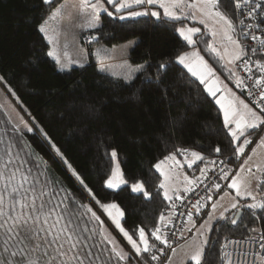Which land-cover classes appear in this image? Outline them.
<instances>
[{
  "label": "trees",
  "instance_id": "1",
  "mask_svg": "<svg viewBox=\"0 0 264 264\" xmlns=\"http://www.w3.org/2000/svg\"><path fill=\"white\" fill-rule=\"evenodd\" d=\"M60 1L44 4L42 0H0V77L30 119L29 126L34 128L33 132L25 130L19 134L10 126L0 125V133L6 142H16L22 158L27 157L30 150L38 153L37 159L47 161L52 178L58 179L80 203L94 208L101 221L104 219L100 211H103L99 205L92 206V201L119 205L124 212V229L139 243L138 229L144 228L150 243L156 245L153 253L159 257L158 250L164 245L151 236V231L159 223L160 214L167 215L176 199H164L163 189L159 188L162 177L154 166L166 156L184 153L183 150L201 153L204 159L196 167H211L208 161L218 159L238 167L243 157L234 155L237 143L230 140L223 126L222 110L214 98L176 61L177 56L193 47L179 37L174 27L198 24L184 19L174 26L172 22L158 25L148 17L120 21L103 12L99 26L88 30V34L96 37L95 43L100 48L135 40L129 55L122 58L121 65L118 62L109 65L95 58L94 50L88 63L61 71L48 55L49 44L38 30ZM219 7L232 19L238 33L235 0H220ZM201 27V34L194 37L201 42L195 48L216 75L248 101L244 90L236 87L230 71L222 67L224 62L205 50V42H211V36L206 27ZM83 34L88 35L87 32ZM258 59L264 61V54L251 55L249 60L256 77L262 75L254 64ZM165 60L170 62V67L156 82L157 65ZM238 63L233 69L237 75ZM140 65H144L143 69L138 67ZM37 124L61 148L94 193L95 200L74 182L69 171L52 160L36 135ZM260 134L264 132L251 130L249 137L256 141ZM217 147L221 148L220 153L214 151ZM112 149L117 151V160L127 182L117 189H110L105 183L112 175ZM138 182L143 184L148 197L132 191L131 186ZM258 191L264 201V177ZM251 202L250 198L240 200L241 205ZM241 211L236 225L230 223L236 217L213 224L209 234L212 244L205 247L201 264H224L222 253L225 254L228 238L264 237V210H254L255 216L250 211ZM89 227L98 225L92 223ZM103 246L108 247L106 242ZM128 249L135 257L133 249L129 246ZM35 255L41 256V253L37 251ZM143 256L148 264H161L159 259L151 260L147 253ZM128 264H143V261L130 259Z\"/></svg>",
  "mask_w": 264,
  "mask_h": 264
},
{
  "label": "snow or ice",
  "instance_id": "2",
  "mask_svg": "<svg viewBox=\"0 0 264 264\" xmlns=\"http://www.w3.org/2000/svg\"><path fill=\"white\" fill-rule=\"evenodd\" d=\"M44 4H50L51 0H42ZM107 4L111 5L114 9L109 11L105 7V0H81V13L83 14L86 9H91V23L89 27H98L100 23V13L105 12L109 17H115L120 21H124L133 17H148L153 18L156 24L165 25L167 22H172L173 26L184 19L199 20L200 24L209 29L211 36L215 39L220 37V43L223 46V51L214 46L213 42H205V50L213 53L218 60L224 61V65L231 75L235 78L236 87L248 88L245 80L242 79L235 71L228 67L234 65L235 62L243 60V68L245 72L251 73L252 68L249 67V60L251 55L264 53V38L254 34L255 29L264 31V0H235V7L241 13L247 9L246 16L254 17V21L248 23L244 28L237 29L232 19L225 15L220 10V0H107ZM187 8L190 11L185 12ZM259 10V11H258ZM59 14V9H56L51 14L54 19ZM48 20L45 19L39 26L38 30L45 34L47 38L46 25ZM244 24V19L239 21ZM249 30H253L250 32ZM174 31L182 37L188 45L195 48L196 44L201 42L193 39L197 34H201V29L197 27H174ZM250 37L252 41H256L258 47H251L250 50L241 43V39ZM251 54V55H250ZM49 56L56 59L59 64L60 70L63 71L66 65L60 63L59 57L55 56L54 52H48ZM176 61L182 65L187 72L199 80L200 84L204 86L206 92L214 98L215 104L223 113V126L230 135L232 142H239L235 146L234 155L239 158L245 155V149L252 143L249 137L251 130H258L264 132V115L250 107L244 100L239 99L232 93L231 89L224 87L222 89L219 77L216 75L212 66L204 59L199 51L183 52L176 57ZM147 63V62H146ZM257 70L262 74L255 78L253 89L248 91V96H253L255 89H261L257 97V104L264 105V61L256 60L254 62ZM143 69L144 65L138 66ZM170 67L169 61H161L157 65V78L159 82L162 73H166ZM249 80L253 77L249 76ZM3 80V77H0ZM149 82H152L149 79ZM219 93V96H218ZM28 132H33L34 128L25 124ZM15 132H20L18 126H14ZM35 131L42 146H44L53 161L60 163L70 175L73 177L74 182L85 191L88 195L95 200V195L92 190L85 184L80 174L73 168L72 164L68 162L67 157L62 152L61 148L52 140L43 127L38 124L35 125ZM258 146H264V136H261ZM30 148V145H28ZM16 142L9 140L4 143L0 149V264H128L130 259L139 258L143 264H148L144 260L143 254H149L151 260H158L159 257L153 253L156 248L155 244H151L145 234L144 228L138 229V239L133 238L121 226V219L124 217V212L116 203H101L95 200L100 209L112 220L116 228L120 231L122 236L130 244L134 250L135 257L130 253L125 252L122 248L117 246L114 238H110L103 228V221L100 216L93 211L92 207L87 204L80 203L69 191L60 185L58 179H53L49 174V166L47 161H43L38 153L30 150L27 157L22 158L20 152L16 151ZM22 150V149H21ZM187 153L189 150H183ZM215 152L220 153L221 148L214 149ZM256 149L253 148L252 152L255 153ZM191 156L196 160H202L204 157L201 153L191 151ZM110 157L115 160L117 151L112 149ZM248 159L244 164L240 165L241 171L244 170V165L248 163ZM168 160H175V154L166 156L164 160L158 162L154 167L160 171L164 176L159 184V188L163 189L164 199L173 201L175 196L176 200L182 202V197L179 190L172 183L170 174H166L162 170V166ZM194 162V161H193ZM176 163H179L176 161ZM210 165H215L214 160H209ZM191 167V162L188 164ZM259 168V165L256 166ZM251 172V168L248 169ZM205 169H201V177L205 176ZM200 178L196 180H189L185 177V182L188 185L195 184ZM218 179L230 181L227 184L229 189L236 190V196L247 195L252 197L253 203L241 205L239 201L231 204V208L236 210L233 215L236 216L241 213V210H247L256 215V209L264 210V201H257L256 197L247 190V185L239 177V173L229 175V172L224 168L220 169ZM110 189H117L127 182L122 178L118 164L112 170V175L105 182ZM221 190L219 183H211L205 188V191ZM186 192L192 191L191 187L184 189ZM132 191L136 193H143L145 197L149 193L144 191L142 183L132 185ZM172 193V194H170ZM63 194V195H61ZM207 199L211 200L212 197L208 196ZM235 199V198H234ZM200 200H197L192 208L197 212L199 211ZM216 203L212 204L215 210ZM177 204H171V210L167 215L161 213L159 216V223L151 231V236L159 241L162 245L168 246V235L172 231L174 225L173 218L176 217ZM227 211V210H225ZM184 215V213H181ZM187 220L183 227L176 226L177 229L183 234L187 228V224L192 222V211L186 213ZM219 221H227L224 213H220L217 217H212ZM178 219V217H176ZM96 223L98 227L90 228L89 224ZM231 225L238 223L237 219H231ZM194 226V225H193ZM204 227L203 225L201 226ZM201 243L191 252L187 257L195 264H201L204 248L210 246L212 242L205 237L203 231L200 232ZM264 240V237H261ZM40 243H37V241ZM93 241H96L95 243ZM112 245L109 249L105 245ZM43 245V247H42ZM260 248L264 249V243L260 244ZM96 249V251H93ZM39 251L43 257L36 256L35 253ZM161 254L164 248L158 250ZM175 253V249H172ZM222 255H226L222 253ZM171 259V257H169ZM230 264V261H228Z\"/></svg>",
  "mask_w": 264,
  "mask_h": 264
},
{
  "label": "rangeland",
  "instance_id": "3",
  "mask_svg": "<svg viewBox=\"0 0 264 264\" xmlns=\"http://www.w3.org/2000/svg\"><path fill=\"white\" fill-rule=\"evenodd\" d=\"M91 2L94 3L95 0H91ZM105 7H107L109 11L114 12V9L112 8V6L107 4V0H105ZM56 9H59V14L54 19L50 18L51 14ZM184 11L188 12L190 10L185 8ZM102 13L103 12H101L99 15L101 16ZM133 18H137V17H133ZM46 19L48 20V23L46 25L47 38L46 37L45 38L49 44V52L50 51L54 52L55 56L59 57L60 63L66 65L64 70H70L72 67L80 66V65H84L88 63L89 58L91 56L90 54L91 52L93 53L94 50H96V53L94 54L95 58H101L102 61H107V64L109 65L111 64L114 65L117 62L118 64L120 63L122 64V60L129 55V51L132 49V47L134 46V43L136 42L135 40H130L123 44L116 45L110 48H103V47L100 48L101 46H99L98 43H95L96 37H93L90 34H88L89 31L94 30L96 27L95 28L89 27V24L91 23V9H86L83 14L81 13V0H61L55 6V8L50 12V14L48 15ZM192 21L197 22L198 25L188 24L187 27H197L202 30L201 26H204V25L200 24L199 20H192ZM207 30L209 32L208 28ZM84 32H87L88 35L83 34ZM83 35L84 37H82ZM211 42L214 43V46L220 48L221 51H223V46L220 43L219 36H217L215 39L211 36ZM89 46H91L90 49H89ZM194 50L198 51L196 48H191L189 51H194ZM50 57L56 62L55 57L53 56H50ZM237 62H235V64ZM235 64L230 65L229 67L235 68ZM57 65L60 68L59 64ZM219 80L221 82L222 89L224 87L231 89L232 93H234L235 96L239 97V99L241 100H244L245 103H248L249 106L252 107L251 104L242 97V95L239 93L237 89L231 86H228L225 82H223L220 79V77H219ZM218 96H219V93H218ZM25 124L29 126L30 119L26 116L25 112L20 108V104L14 99L13 96L9 94V91L5 87L3 81L0 80V125L7 127V128L10 126L12 127L13 130H14V126H18L20 128V132L18 133L20 134V133H23L25 130H27V128L25 127ZM259 140L260 138L254 141L253 144L250 146V148L246 147L245 149L246 154L243 155L240 165L244 164V161L248 159V156H251V159L248 160V163L246 165H244V170L241 171L240 165H239L236 168V171L233 173V175H235L236 173H239V177L247 185V190L250 191L252 195L256 197L257 201L260 200L258 186L262 178L264 177V146H258ZM241 142L242 141H239V143ZM4 143H6V139L0 133V149L3 148ZM253 148L256 149L255 153L252 152ZM15 150L19 151L18 149H15ZM117 164L119 166L120 173L122 174V178L124 179L121 166L116 157V159L114 160L113 168L116 167ZM257 165H259V168L256 167ZM169 167H170L169 165L167 166L166 164H164L162 166V170L166 174H170L171 177H174L175 173H173ZM249 168H251V172L248 171ZM181 175L183 174L181 173ZM229 183L230 181H228V184ZM144 191H145V188H144ZM246 198H250L252 200V197L247 196V195L236 196V190L229 189L227 187V189L222 193V195L216 200L215 202L217 205L216 209L214 210L213 208H211V212L210 211L209 212L212 214V217H217L220 215V213L223 212L225 217L234 218L235 216L233 215V213L236 210H233L231 208V204L235 201H240L241 199H246ZM92 202H93L91 203L92 206L97 205L96 202L94 201ZM253 202L254 201L252 200L251 203ZM96 208L99 209L98 206ZM230 211L233 213H231ZM103 213L104 212L100 211V214L102 215L104 219L103 228L106 230V234L109 235L110 238L115 239V241L117 242V246L119 248H122L125 252H127L128 250V253H129L130 250L128 249V246L129 248H131L130 244L122 236L120 231L116 228L115 224L107 216V214L106 213L103 214ZM198 218L199 217L196 216V223H197ZM122 219H121V226L123 227ZM203 219H201L197 223V226L195 224L188 223L189 228L195 227L194 233L191 235L189 239H187V241L185 240L180 246L175 248V253L177 252V250L182 249L183 246H185L186 244H188L186 245L187 248L183 249V254L179 255L173 263L171 262L172 259L174 258V253L172 252L169 255V257H172V256L173 257L171 259H169V257L165 259L164 260L165 264H182L183 261H185V263L186 261L189 262L187 257L201 243V239H202L200 236L201 231H203L205 233V237L209 239L210 230L213 224L217 220L211 218L208 215V217L203 221V223H201ZM202 225L204 226L203 228L201 227ZM253 237L257 239H261L258 235H254ZM188 242H192V243L190 244ZM37 243H40V241L38 240ZM107 245L109 248L112 247V245L110 244H107ZM132 252L133 254H135L133 250Z\"/></svg>",
  "mask_w": 264,
  "mask_h": 264
},
{
  "label": "built area",
  "instance_id": "4",
  "mask_svg": "<svg viewBox=\"0 0 264 264\" xmlns=\"http://www.w3.org/2000/svg\"><path fill=\"white\" fill-rule=\"evenodd\" d=\"M246 11L247 9H244V11L241 13L235 7L238 31L244 28L248 23L253 22L255 19L254 17H247ZM241 19H244L245 21L243 25L239 23ZM262 28H264V26H262ZM249 31L252 32L253 30ZM254 34L261 36V38H264V31H262L261 29H255ZM241 41H243L244 45L249 50L251 47H258L256 41H252L250 37L242 38ZM257 54L264 53L258 52ZM243 60L244 58L239 61L237 65V71L239 72V76L245 80L248 88L242 89L246 93L249 103L256 109V111L264 115V105L257 104V97L261 89H255L254 95L248 96V91L253 89L254 80L257 77L254 76L253 71H251V73L244 71ZM249 67L252 68V64L250 62ZM249 76H252L253 79L249 80ZM221 168H224L226 171H228L229 175L231 176L236 171L237 166L230 165L226 160L218 159L215 165H212L210 168L205 169V176L201 177V172H198L197 178L200 179L191 186L192 191L181 194L182 202L180 200H175V203L177 204L176 217H178V219L176 217L173 218L174 225L172 226V231L168 235L169 245H164V252L162 254H159V260L161 264H164V260L169 257V255L172 253L173 248L175 249L180 246L194 233L195 227L192 228L191 231H188L187 235H185L184 233L185 230L181 235V232L176 227L177 225L183 227L187 220V211L191 210L192 216L197 215L199 217L197 220L198 223L201 219L204 218L207 212L211 209L212 204L216 202V200L227 188L228 181L218 179ZM211 183H219L221 185V190L218 191L213 189L211 191H205V188ZM208 196H211L212 199H207ZM197 200H200L201 202L199 206V208L201 209L198 212L192 208V205L195 204ZM181 213H184V215H181ZM261 243H264V241L257 238H228L226 242V255L224 264H228V261H230V264H264V249L260 248Z\"/></svg>",
  "mask_w": 264,
  "mask_h": 264
},
{
  "label": "crops",
  "instance_id": "5",
  "mask_svg": "<svg viewBox=\"0 0 264 264\" xmlns=\"http://www.w3.org/2000/svg\"><path fill=\"white\" fill-rule=\"evenodd\" d=\"M234 69V68H232ZM247 101V100H246ZM248 102V101H247ZM219 106V105H218ZM223 114V113H222ZM264 134H260V136H258V139L261 138V136H263ZM252 140V139H251ZM254 140H252V143L247 146L250 148V146L253 144ZM239 143V142H236ZM164 160V159H163ZM162 161V160H161ZM176 161H178L179 163H176ZM194 161V162H193ZM200 160H196L194 157L191 156V153H182V154H175V160H168L165 162V164L168 166H170L169 168L172 170L173 173H175V176L172 177V183L175 185V187L179 190L180 195L185 193L186 191L184 190L186 187H191L192 185H188L185 182V177H189V180H195L197 178L198 172H201V169H207L208 167L210 168V166H203V167H196L197 163ZM160 162V161H159ZM191 162V167L188 166V164ZM160 173V171H158ZM181 173L183 175H181ZM162 180H164L163 176L161 175ZM161 180V181H162ZM262 181V180H261ZM259 187V186H258ZM259 192V191H258ZM172 194V193H170ZM260 194V193H259ZM261 201L263 199V195L260 194L259 196ZM173 200H175V196L173 198ZM242 200V199H241ZM240 202V201H239ZM241 204V203H240ZM201 208H199L200 210ZM234 210V209H233ZM211 212V209L209 210ZM207 212V215L205 216V218L202 220L201 223H203V221L208 217L209 213ZM196 216L194 215L192 218V222H190L191 224H195L196 225ZM201 225V224H200ZM187 228H189V225L187 224ZM192 229V227L190 228ZM211 231V230H210ZM185 235H187L188 230L185 229ZM189 239V238H188ZM187 241V240H186ZM188 243H192V242H188ZM188 245V244H186ZM183 246L182 249L177 250L176 253H174V258L172 259V263L176 260V258L183 254V249L187 248V246ZM205 250V249H204ZM173 257V256H172ZM171 257V258H172ZM187 260V259H186ZM188 261H190V259H188ZM187 263V261H186ZM185 261H183L182 264H186Z\"/></svg>",
  "mask_w": 264,
  "mask_h": 264
},
{
  "label": "water",
  "instance_id": "6",
  "mask_svg": "<svg viewBox=\"0 0 264 264\" xmlns=\"http://www.w3.org/2000/svg\"><path fill=\"white\" fill-rule=\"evenodd\" d=\"M241 213H242V211H241ZM241 213L235 216V217H236V219H238V218H239V216L241 215Z\"/></svg>",
  "mask_w": 264,
  "mask_h": 264
}]
</instances>
